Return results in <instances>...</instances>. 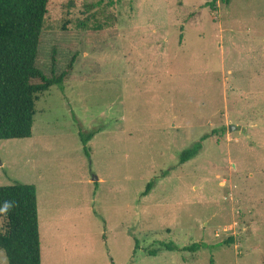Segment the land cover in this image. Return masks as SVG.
Here are the masks:
<instances>
[{
	"label": "rangeland",
	"instance_id": "obj_1",
	"mask_svg": "<svg viewBox=\"0 0 264 264\" xmlns=\"http://www.w3.org/2000/svg\"><path fill=\"white\" fill-rule=\"evenodd\" d=\"M47 11L37 66L54 51L72 70L38 94L30 137L0 140V185L36 189L41 264H264V0ZM78 130L97 131L89 156Z\"/></svg>",
	"mask_w": 264,
	"mask_h": 264
},
{
	"label": "trees",
	"instance_id": "obj_2",
	"mask_svg": "<svg viewBox=\"0 0 264 264\" xmlns=\"http://www.w3.org/2000/svg\"><path fill=\"white\" fill-rule=\"evenodd\" d=\"M222 2L228 4L229 0ZM48 3L49 0H0V140L30 137L38 94L52 85L62 88L72 70L74 56L57 72L54 51L48 73L37 66L38 46ZM207 4L212 6V3ZM96 133L95 130L86 133L78 130L86 156H89L87 142ZM208 136L210 133L203 134L183 149L179 153V162L197 155L203 147L202 141ZM151 186V182L147 183L143 194ZM0 217L3 218L0 249L8 264H41L35 186L18 181L0 185ZM232 241L233 238L228 237L220 244ZM205 246L201 241L182 250L195 251ZM164 247L177 249L168 243ZM147 252L149 255L156 254V250Z\"/></svg>",
	"mask_w": 264,
	"mask_h": 264
}]
</instances>
